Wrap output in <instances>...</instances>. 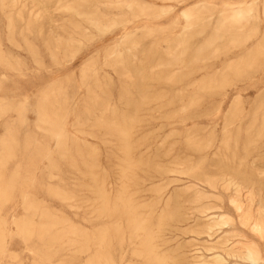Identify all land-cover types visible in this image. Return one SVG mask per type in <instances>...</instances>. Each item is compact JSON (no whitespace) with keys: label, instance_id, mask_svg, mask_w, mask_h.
<instances>
[{"label":"rangeland","instance_id":"rangeland-1","mask_svg":"<svg viewBox=\"0 0 264 264\" xmlns=\"http://www.w3.org/2000/svg\"><path fill=\"white\" fill-rule=\"evenodd\" d=\"M263 1L0 2V155L10 153L0 159V192L6 194L0 198V264H41L42 255L46 264H94L95 246L82 242L105 221L96 216L93 177L113 197L126 189L142 215L155 220L174 213L162 228L152 226L155 252L166 264H253L217 248L232 228L257 241L238 224L230 203L237 197L245 201L246 191L213 190L190 179L185 141L194 131L219 144L226 118L231 138L240 140L238 156L246 131L255 138L264 120ZM237 2L252 4V19L216 30L227 6ZM182 11L194 13L192 25L184 24ZM51 89L63 92L58 104L43 102ZM40 104L57 127L42 123ZM125 129L133 169L123 180L122 142L115 130ZM260 138L255 143L261 156L250 155L242 165L249 171L254 161L262 169L254 198L264 203V135ZM190 186L208 196L201 203L212 207L210 217L224 214L232 226L190 232L202 216L190 214ZM43 230L50 241L45 246L36 238ZM120 242L114 264H146L132 255L136 243L130 245L127 237Z\"/></svg>","mask_w":264,"mask_h":264},{"label":"bare ground","instance_id":"bare-ground-1","mask_svg":"<svg viewBox=\"0 0 264 264\" xmlns=\"http://www.w3.org/2000/svg\"><path fill=\"white\" fill-rule=\"evenodd\" d=\"M13 1L14 0H0L1 3L7 4L9 2L13 3ZM69 9L73 10L74 8L69 7ZM252 10V4L245 5L241 2L229 4L227 6V13L219 20L216 30H220L221 28L227 26L239 27L243 24H246L248 19L251 18L250 16H252L251 13H254ZM76 14H79V12L76 11ZM181 19L184 21L186 26H189L195 22V15L192 12L182 11ZM88 22L94 27H99V21L95 17H89ZM252 25H254V22ZM120 59L121 58L119 56L117 60ZM0 61L4 62L3 56L1 54ZM114 61L116 62V59H113V62ZM62 96L63 92L60 89H51L46 94L43 102L48 103L49 101H53L54 103L58 104V102L63 100ZM235 109L236 106L233 108V112L230 114L229 120L234 117L236 113ZM37 110L42 117L41 121L44 125H52V127L56 125L58 126L57 122L52 121L51 123L49 120L50 116L46 112L45 104H40L37 107ZM51 116L55 119H58V116L56 115ZM255 122L256 120L253 119V124L251 123L252 126L255 124ZM123 125L125 126L127 123H123ZM230 125H232V122H227L226 118L222 129V138L219 139V144L215 137L208 138L207 136L205 138H198L194 131L187 133L185 146L189 153L185 171L190 179L200 181L209 189L223 191L229 189V187H233L235 194H240L242 190L246 191L247 197L245 196V201L240 200L237 197L236 199L231 198L230 203L234 205L235 210L238 213V224L241 227L247 229L249 232H252L257 238V241L247 238L244 234L232 228L230 231L225 232V234L221 237V240H219L217 243V248L220 250L221 254L226 257L246 260L253 264H264V203L260 199L255 200L254 198V188L257 185H260V182H255V177L263 171H261L262 169L260 168H255V165H253L254 161L249 162V164L252 165V169L249 171H246L245 167L242 165L246 158L250 155L252 156L251 158H259L261 156L260 148L255 142L257 141L256 139L259 140V138L264 135V120L262 121L261 127L255 130V138H251V135L248 134L250 132L249 130L246 131L244 137L245 143L240 156L237 155L238 143L240 140L238 135L234 138H231L229 128ZM251 128L252 127L249 129ZM129 131L130 129L115 130V132L119 135V140L122 142L121 151L124 156V161L123 167L120 170V177L123 180L127 179L130 171L133 169L131 159L129 157V151L132 148L129 142ZM51 134L53 138L58 140L57 135H55L53 131ZM261 140L262 138H260V141ZM248 146H250L249 151L247 150ZM63 149V147H59L57 149L56 153L60 157L63 156ZM46 155L47 154H43L41 157H47ZM87 155L91 160H93L92 154L89 153ZM195 155L197 156L196 158ZM3 157H10L8 150L0 155L1 160ZM89 174L92 175V173ZM90 179V188L96 197L95 201H98L96 216L99 218V220L105 217L104 225L101 229L94 233L83 236L82 242L85 243V245L88 246L90 244L95 246L92 257L93 263L114 264L116 257V252L114 253V246L116 244V247H118V245L121 243L120 241L127 237L130 245L136 243V247L132 250V255L142 258L146 264H166L165 258L159 257L155 252V247L153 246L155 237L153 236L152 228H162L165 225L164 222L166 221V217L171 219L174 216V213L161 215L154 220L148 215H142L135 209L131 203V200L126 195V189L123 188L117 195L113 197L106 193L104 183L102 181L100 182L95 177ZM189 189L192 191L189 198V210L193 211L190 214L191 216H194L195 213H199L200 216L202 215L201 218H196L198 221L196 224L191 226L190 232L197 235L208 234L216 226H232L233 220L227 219L224 214L217 215V217H210L207 211L212 209V207H208L207 205L201 203V201H205L204 199L208 196L194 186H190ZM1 196H6V194L0 192V198ZM198 202H200L199 205H195ZM46 235L47 231L45 230L40 231L38 235H36L38 241L44 246L50 242L47 240ZM56 241L57 240H54L53 243H57ZM217 257L219 258V255ZM47 258L48 257L42 255L39 258L40 263L46 264Z\"/></svg>","mask_w":264,"mask_h":264}]
</instances>
